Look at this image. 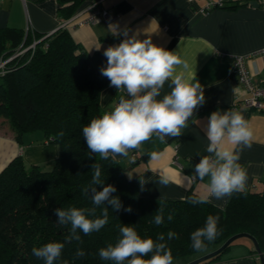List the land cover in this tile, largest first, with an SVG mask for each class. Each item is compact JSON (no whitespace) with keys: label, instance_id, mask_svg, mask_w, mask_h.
<instances>
[{"label":"trees","instance_id":"obj_1","mask_svg":"<svg viewBox=\"0 0 264 264\" xmlns=\"http://www.w3.org/2000/svg\"><path fill=\"white\" fill-rule=\"evenodd\" d=\"M57 1L58 16L63 20L84 0ZM33 40H38L33 51L26 49L8 60L7 70L0 76V117L18 139L40 130L58 145V154L51 167L32 164L26 168L22 156L16 154L0 169V264H44L32 255V249L52 241L65 243L57 264L64 260L68 264H111L100 259L99 249L114 244L124 225L145 238L156 239L163 233L174 259L209 252L238 232L254 236L264 254V190L233 194L223 211L213 203H189V197H199L192 191L181 199L140 196L138 178L129 177L117 159H102L91 153L82 135V128L105 111L100 97L110 81L100 72L107 64L104 51L85 52L64 27L46 35L5 26L0 27V57L10 56L20 44L24 47ZM95 163L101 166L103 186L116 188L112 196L119 197L120 210L107 203L97 207L92 203L91 190L84 193L89 187L102 190L103 186L90 183ZM105 206L109 208L107 225L90 235L79 233L82 243L65 241L70 225L56 223L57 208L96 207V217H100ZM127 208L131 212L125 211ZM160 208L164 222L157 226L153 220ZM169 214L174 217L172 221L167 219ZM208 215L220 217L221 234L211 243L205 241V250L194 251L191 233L204 226ZM169 231L175 232L176 238L168 240ZM78 248L85 252L83 257L75 256ZM220 253L198 264L214 261Z\"/></svg>","mask_w":264,"mask_h":264},{"label":"crops","instance_id":"obj_2","mask_svg":"<svg viewBox=\"0 0 264 264\" xmlns=\"http://www.w3.org/2000/svg\"><path fill=\"white\" fill-rule=\"evenodd\" d=\"M92 1L81 2L73 12H81L77 19L85 15ZM98 5L110 8L113 17L108 21L72 22L66 28L82 50L92 53L99 45L102 51L117 45L124 37H114L109 25L127 28L129 36L139 33L141 40L150 38L154 44L176 51L189 64L188 77L194 83L196 75L206 100L180 137H168L163 143L153 138L141 149L131 151L134 159L131 152L128 157L116 159L124 168L129 165L126 174L138 178V191L144 198L181 199L190 191L205 194L207 178L198 181L189 177L200 156L208 155L205 128L210 114L232 110L234 98L246 94L232 71L231 55H252L264 48V8L260 0H233L205 12L200 11L204 0H100ZM58 8L57 0H0V27L50 33L61 22ZM246 63L256 72L255 78L264 76V55H253ZM170 91L169 81L158 98ZM124 94L107 86L100 97L102 108L110 110ZM235 111L244 115L253 132L252 146L243 149L239 160L247 171L246 189L264 190V112L242 107ZM151 152H156L158 159H151ZM16 154L22 156L24 164L49 166L58 154V145L47 140L40 130L24 133L18 139L6 124V129H0V169ZM174 155L178 164L172 163ZM161 177H167L169 183L161 184ZM218 203L223 201L213 200V204ZM245 239L234 240L216 260L204 264H260L252 241Z\"/></svg>","mask_w":264,"mask_h":264},{"label":"clouds","instance_id":"obj_3","mask_svg":"<svg viewBox=\"0 0 264 264\" xmlns=\"http://www.w3.org/2000/svg\"><path fill=\"white\" fill-rule=\"evenodd\" d=\"M114 37L123 36L117 45L107 47L103 55L107 58L106 66L101 67V74L110 81V87L123 92L118 102L104 111L100 116L92 118L82 128V135L88 150L102 159L115 160L118 156L128 157L132 150H139L152 140L165 142L166 138L180 137L184 129L189 127V120L196 110L206 102L204 89L194 77L195 83L188 77L189 64L176 51H169L152 42L150 38L139 39V33L128 35L127 28L120 30L117 25H109ZM101 45L96 47L99 50ZM179 69V70H178ZM170 81L171 91L162 98L161 91ZM208 155L200 156L190 179L204 181L207 178L206 193L199 197H189L192 204L213 203L223 201L214 207L223 211L228 199L235 193L246 190L247 171L240 163V153L244 148L252 146L253 132L249 121L235 110L210 114L205 128ZM150 158L158 159L156 152ZM91 158V157H90ZM94 175L91 185L103 186L101 166L92 165ZM161 184L167 185L169 179L161 177ZM143 185L144 182L141 181ZM92 203L99 207L107 203L113 210L122 208L119 197L112 196L116 188L112 185L84 189ZM108 207H104L100 217H96V207L67 209L57 208L58 225H70V235L65 237L67 243L81 241L79 233L90 235L98 232L109 222ZM131 212V208L125 209ZM95 217V218H90ZM169 214L168 221L173 220ZM220 217L208 215L203 227L191 233L194 251H203L208 243L213 242L220 234L218 227ZM153 222L159 226L164 222L163 209L160 208ZM117 241L99 249L101 260L111 264H173L171 249L165 242V235L160 233L156 239L141 237L135 228L124 225L119 228ZM176 238V233L169 231L167 239ZM65 243L48 242L41 247H34L32 255L43 260L44 264H57L61 260ZM85 252L77 249L75 256L83 257ZM62 264H68L67 260Z\"/></svg>","mask_w":264,"mask_h":264},{"label":"built area","instance_id":"obj_4","mask_svg":"<svg viewBox=\"0 0 264 264\" xmlns=\"http://www.w3.org/2000/svg\"><path fill=\"white\" fill-rule=\"evenodd\" d=\"M233 0H204V5L200 8L201 12H205L214 7H221ZM262 8H264V0H260ZM81 12H75L73 15L66 19L61 20L59 27L67 28L72 22L82 24L85 22H99L108 21L113 17L110 8L98 5L97 2L92 3L86 9L85 15L77 19ZM76 18V19H75ZM51 33V32H50ZM46 33V35L50 34ZM38 40H33L28 45L22 47L21 44L13 51V53L6 57H0V76L3 75L7 68L6 63L11 58L23 53L26 49L33 51L35 43ZM253 55H264V48L259 49L254 54H233L231 55L232 71L237 77V81L241 84L246 94L242 97H235L232 104V110L237 108L252 109L258 112H264V76L254 77L255 73L247 67V58ZM177 146H174L176 151ZM135 153L131 152V157L134 159ZM172 163L178 164L177 155L172 157Z\"/></svg>","mask_w":264,"mask_h":264},{"label":"water","instance_id":"obj_5","mask_svg":"<svg viewBox=\"0 0 264 264\" xmlns=\"http://www.w3.org/2000/svg\"><path fill=\"white\" fill-rule=\"evenodd\" d=\"M126 169H129V167L126 168ZM239 237H247V238H249L252 241L253 248L258 254V257H259V260H260V264H264V254H262L255 237L250 235V234H248V233H246V232H238V233L230 235L217 248H215V249H213V250H211L209 252H206V253H204V254H202V255H200V256H198V257H196V258H194V259H192L190 261H187L184 264H198L201 261L207 260L208 258H210V257L220 253L221 251H223L226 246L230 245V243L232 241L236 240Z\"/></svg>","mask_w":264,"mask_h":264},{"label":"rangeland","instance_id":"obj_6","mask_svg":"<svg viewBox=\"0 0 264 264\" xmlns=\"http://www.w3.org/2000/svg\"><path fill=\"white\" fill-rule=\"evenodd\" d=\"M6 124H8L7 123V121L4 119V118H2V117H0V129H6ZM13 132H14V130L13 129H11ZM15 133V132H14ZM51 144V143H50ZM56 144V143H55ZM57 145V144H56ZM53 161V160H52ZM52 161H50V167H51V163H52ZM25 166H26V168H29V166L30 165H28V164H26V162H25ZM129 165H127V166H125V168H127ZM46 167H49V166H46ZM237 240H246L245 239V237H239V238H237ZM202 254H204V253H201V252H198V253H192V254H188V255H185V256H183V257H181V258H175L174 260H173V264H179V263H181V262H183V261H185V262H187V261H190V260H192V259H194V258H196V257H198V256H200V255H202ZM184 262V263H185Z\"/></svg>","mask_w":264,"mask_h":264}]
</instances>
